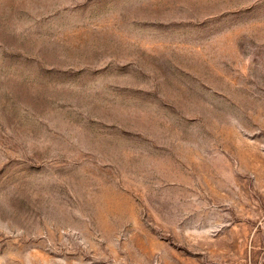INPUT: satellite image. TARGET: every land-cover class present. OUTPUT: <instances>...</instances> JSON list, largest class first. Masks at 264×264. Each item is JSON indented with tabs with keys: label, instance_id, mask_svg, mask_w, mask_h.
Segmentation results:
<instances>
[{
	"label": "rangeland",
	"instance_id": "obj_1",
	"mask_svg": "<svg viewBox=\"0 0 264 264\" xmlns=\"http://www.w3.org/2000/svg\"><path fill=\"white\" fill-rule=\"evenodd\" d=\"M0 264H264V0H0Z\"/></svg>",
	"mask_w": 264,
	"mask_h": 264
}]
</instances>
